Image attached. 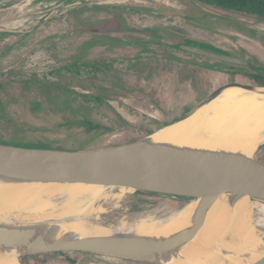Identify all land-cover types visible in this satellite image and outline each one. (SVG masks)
I'll return each mask as SVG.
<instances>
[{
    "label": "rangeland",
    "instance_id": "obj_1",
    "mask_svg": "<svg viewBox=\"0 0 264 264\" xmlns=\"http://www.w3.org/2000/svg\"><path fill=\"white\" fill-rule=\"evenodd\" d=\"M206 10L214 17L206 18ZM119 29L155 33L166 43ZM183 38L264 70V19L246 13L192 0H0V145L94 150L134 143L172 124L212 88L192 78L227 77L206 69L205 59L188 60L174 47L187 44ZM134 68L144 72L130 76ZM256 158L264 163V149ZM114 195H123L122 207L106 209L103 224L165 218L189 202L130 190ZM20 261L149 264L85 253Z\"/></svg>",
    "mask_w": 264,
    "mask_h": 264
},
{
    "label": "bare ground",
    "instance_id": "obj_2",
    "mask_svg": "<svg viewBox=\"0 0 264 264\" xmlns=\"http://www.w3.org/2000/svg\"><path fill=\"white\" fill-rule=\"evenodd\" d=\"M263 140L264 95L231 90L187 121L160 129L144 142L246 159ZM256 151L250 160L256 159ZM117 189L0 176V226L33 230L42 244L60 238L112 236L161 242L189 232L192 221L204 215L199 232L158 257L160 264H254L264 257V201L220 194L210 208L195 200L165 218L103 224L106 209L122 207L123 195H114ZM26 251V247L0 249V264H21L19 258Z\"/></svg>",
    "mask_w": 264,
    "mask_h": 264
},
{
    "label": "water",
    "instance_id": "obj_3",
    "mask_svg": "<svg viewBox=\"0 0 264 264\" xmlns=\"http://www.w3.org/2000/svg\"><path fill=\"white\" fill-rule=\"evenodd\" d=\"M125 33L148 34L140 30ZM180 50L229 65L247 66L238 57L220 54L199 44H182ZM238 90L249 96L264 95V87L240 84L222 86L186 115L163 127L187 121L226 92ZM148 138V137H146ZM123 146L81 151L28 149L0 145V176L23 182L111 186L189 201L201 200L210 208L216 196L249 197L264 201V163L235 155L208 154L148 145L146 139ZM264 149L261 144L256 153ZM256 154V155H257ZM204 215L192 221L189 232L165 241L126 236L60 238L42 244L33 230L0 226V249L26 247L20 256L85 253L160 264L163 253L191 240L201 229ZM21 263V261H20ZM22 264V263H21ZM254 264H264V257Z\"/></svg>",
    "mask_w": 264,
    "mask_h": 264
},
{
    "label": "flooded vegetation",
    "instance_id": "obj_4",
    "mask_svg": "<svg viewBox=\"0 0 264 264\" xmlns=\"http://www.w3.org/2000/svg\"><path fill=\"white\" fill-rule=\"evenodd\" d=\"M206 11H207L206 12V14H207L206 18L214 17V16L208 14V10H206ZM126 30H129V29H119V30H115L114 32L125 33L124 31H126ZM143 35H146V36L151 37L152 39H154V41L150 40L149 44H155L156 45L157 43H161V44L163 42L166 43V40L162 36L157 35L155 33H148V34H143ZM158 40H160L161 42H159ZM183 42H187V44L195 43V44H199L201 47L208 48L206 45L201 44L202 42H196L194 40L187 39V38H183ZM179 46L180 45H176V44L174 45L175 48L180 50ZM140 50L141 49H137L136 48V51L140 52ZM182 52L185 55H187L188 60L195 59V58L205 59L206 61H204V64H205V68L206 69L210 68L209 70H213V68H220V69H222V71L226 72L225 75H227V77L224 78V79H212V78L211 79H208V78L207 79H203V78L200 79L199 77L198 78L197 77L196 78L195 77L192 78L193 81H195L198 85H201L200 86L201 88H202L203 83H207V84L209 82L211 83L210 85H211L212 88L204 96V98L200 102V104L203 101H205L210 95H212L217 89L221 88L222 86L231 85V84H240L242 86H248V87H264V70L256 68L255 66H253L251 64H248L247 66L229 65V64H225V63H222V62H219V61H216V60H212V59L204 57V56H200V55H196V54H193V53H189V52H186V51H182ZM140 54H141V52H140ZM220 54H222V53H220ZM140 56H142V55H140ZM185 64L189 66L191 63H188V64L185 63ZM151 65H153V64H151ZM134 69L130 70V76H133L132 74H140V73L144 72V71H140L139 72V68H134ZM145 69H147V71H149V70H151L153 68H148V66H146ZM189 69H191V71H194L195 68L190 66ZM182 74H183L182 76H184V73H182ZM178 80L181 81V80H183V78L178 79ZM127 81H130V82L134 81V77H131V79L127 78ZM141 81L143 83H148V82H151V81H155V79L154 78H149V79L148 78H144Z\"/></svg>",
    "mask_w": 264,
    "mask_h": 264
},
{
    "label": "trees",
    "instance_id": "obj_5",
    "mask_svg": "<svg viewBox=\"0 0 264 264\" xmlns=\"http://www.w3.org/2000/svg\"><path fill=\"white\" fill-rule=\"evenodd\" d=\"M202 6L246 13L264 19V0H192Z\"/></svg>",
    "mask_w": 264,
    "mask_h": 264
},
{
    "label": "crops",
    "instance_id": "obj_6",
    "mask_svg": "<svg viewBox=\"0 0 264 264\" xmlns=\"http://www.w3.org/2000/svg\"><path fill=\"white\" fill-rule=\"evenodd\" d=\"M194 2V1H193ZM196 3V2H195Z\"/></svg>",
    "mask_w": 264,
    "mask_h": 264
}]
</instances>
